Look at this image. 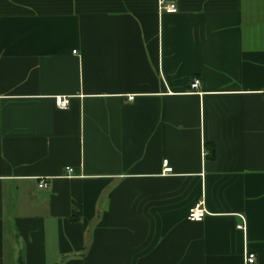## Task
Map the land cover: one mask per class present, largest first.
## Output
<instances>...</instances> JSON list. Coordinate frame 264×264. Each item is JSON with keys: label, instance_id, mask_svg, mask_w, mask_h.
Instances as JSON below:
<instances>
[{"label": "crops", "instance_id": "0c3cea01", "mask_svg": "<svg viewBox=\"0 0 264 264\" xmlns=\"http://www.w3.org/2000/svg\"><path fill=\"white\" fill-rule=\"evenodd\" d=\"M158 1L0 0V264H264V0Z\"/></svg>", "mask_w": 264, "mask_h": 264}, {"label": "built area", "instance_id": "2783aa9c", "mask_svg": "<svg viewBox=\"0 0 264 264\" xmlns=\"http://www.w3.org/2000/svg\"><path fill=\"white\" fill-rule=\"evenodd\" d=\"M159 9L165 11V12H175L176 6L173 3H164L163 0H159ZM72 52H75L73 50ZM199 78L198 77H192L189 86L191 89H195L199 86ZM133 95H129L128 99H132ZM55 105L60 109H65L69 104V97L65 95H56L54 97ZM164 170L169 171L170 168L167 167V161L164 160ZM72 171V168L66 167V174L69 175ZM46 185V182L44 179H40L38 182L39 187H43ZM207 214V210L205 209L202 200L195 201L187 211V219L190 221H201L205 215ZM240 228L243 227V224L239 225ZM256 261V254L251 251H244L243 254V260L241 264H254Z\"/></svg>", "mask_w": 264, "mask_h": 264}]
</instances>
